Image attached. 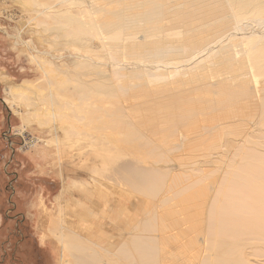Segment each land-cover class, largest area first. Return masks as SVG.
<instances>
[{"label": "bare ground", "instance_id": "obj_1", "mask_svg": "<svg viewBox=\"0 0 264 264\" xmlns=\"http://www.w3.org/2000/svg\"><path fill=\"white\" fill-rule=\"evenodd\" d=\"M58 1L82 10L48 29L94 70L66 72L50 127L60 159L84 144L49 220L58 264H264V0Z\"/></svg>", "mask_w": 264, "mask_h": 264}, {"label": "rangeland", "instance_id": "obj_2", "mask_svg": "<svg viewBox=\"0 0 264 264\" xmlns=\"http://www.w3.org/2000/svg\"><path fill=\"white\" fill-rule=\"evenodd\" d=\"M46 6L54 8L45 11ZM80 10L58 0H0V264H58L61 259L62 249L51 236L49 220L57 219L55 199L66 189V180L82 177L77 171L84 144L76 143L81 134L76 135L75 145L63 149L60 159L51 149L50 135L54 133L50 127L54 115L60 123V137L69 126L63 108L59 109L67 88L66 72L83 78L82 74L94 70L78 68L80 59L74 55L87 51L75 37L48 27L55 25V19H65V12L77 14ZM34 48L54 66L50 88L42 80L45 70L35 60ZM50 89L55 92L54 99L48 95ZM71 191L70 197H76L75 190ZM62 207L64 215L70 211L72 218L77 217L75 210L81 209L74 202L70 206L63 201ZM20 219L25 224L18 227ZM20 235L27 240H21Z\"/></svg>", "mask_w": 264, "mask_h": 264}, {"label": "flooded vegetation", "instance_id": "obj_3", "mask_svg": "<svg viewBox=\"0 0 264 264\" xmlns=\"http://www.w3.org/2000/svg\"><path fill=\"white\" fill-rule=\"evenodd\" d=\"M15 217L18 219L19 215H16ZM24 224H25L24 220H22V219L18 220V227H21V225L24 226ZM20 239L21 240H27L26 236H24V235H20Z\"/></svg>", "mask_w": 264, "mask_h": 264}]
</instances>
